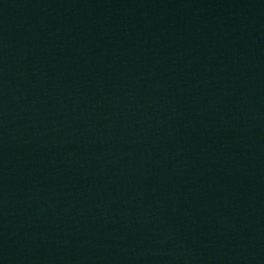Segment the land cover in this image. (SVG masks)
Wrapping results in <instances>:
<instances>
[{"label":"water","instance_id":"1","mask_svg":"<svg viewBox=\"0 0 264 264\" xmlns=\"http://www.w3.org/2000/svg\"><path fill=\"white\" fill-rule=\"evenodd\" d=\"M0 61L200 264H264V0H0Z\"/></svg>","mask_w":264,"mask_h":264}]
</instances>
